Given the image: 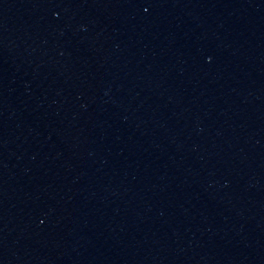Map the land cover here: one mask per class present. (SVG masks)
<instances>
[{
  "label": "water",
  "instance_id": "water-1",
  "mask_svg": "<svg viewBox=\"0 0 264 264\" xmlns=\"http://www.w3.org/2000/svg\"><path fill=\"white\" fill-rule=\"evenodd\" d=\"M170 264H264V0H97Z\"/></svg>",
  "mask_w": 264,
  "mask_h": 264
}]
</instances>
